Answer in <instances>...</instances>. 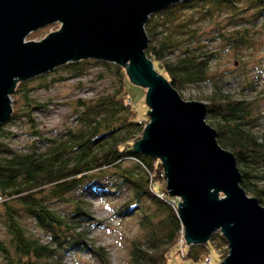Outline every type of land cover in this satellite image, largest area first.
I'll list each match as a JSON object with an SVG mask.
<instances>
[{
	"label": "trees",
	"instance_id": "16d2710c",
	"mask_svg": "<svg viewBox=\"0 0 264 264\" xmlns=\"http://www.w3.org/2000/svg\"><path fill=\"white\" fill-rule=\"evenodd\" d=\"M198 2L208 5L203 11L205 18L211 19L215 12L225 14V25L222 28L215 24L213 38L222 44L221 52L236 54L252 50L258 43L256 35L264 31V0H190L152 15L144 26L150 40L145 54L154 70L176 91L185 85L208 80L209 68L217 57L216 52H206L199 45L200 36L196 29L189 27V20H181L182 14ZM158 31L165 34L164 40L152 45L151 40ZM170 49H179L182 57L172 63L164 61V55ZM90 63L113 72L117 88L94 100L75 101L74 125L45 140L44 148L39 149L36 145L38 133L33 131L36 141L26 152L5 151V157L0 158V206L5 230V241L0 242L2 264H34L44 259L53 261L43 264H62V258L68 252L87 254L100 264H109L105 249L96 248L87 240L86 228L95 222L87 204L82 200L68 201L70 209L65 214H58L51 207L52 201L64 200L83 186L89 187L94 176H102L108 171L119 172L123 184L134 192L132 200L119 209L118 216H129L135 209L143 212L140 203L144 200L154 203L166 215L163 239L151 231L152 237L146 244L132 241L129 264H167L172 248L179 245L183 228L176 209L170 204L173 199L168 197L165 188L157 187V182L164 178L162 165L133 149L141 140L148 121L141 122L135 116L125 91L126 71L96 60L69 63L63 68L82 74L81 66ZM218 83L216 80L215 87ZM27 84V81L19 82L15 87L12 95H18L22 104L19 107L17 101L12 103L13 113L7 123L29 117L31 110H42L39 103L29 98L31 89H27ZM253 87L250 84L244 90L252 92ZM252 105L249 101L218 95L207 106V114L214 121L211 127L217 133L218 144L237 161L241 188L263 205L264 173L259 174L258 169L264 165V130L259 135L254 133L259 119L255 117ZM3 127H0V139L4 137ZM124 161H133L130 169L121 168ZM158 193L164 194L163 199L157 197ZM132 203L133 207L130 206ZM20 210L48 237L47 243L27 233ZM145 222L151 223L147 217ZM217 238L227 245L221 235L215 234L204 245L188 247L185 258L193 256L197 262L200 253L204 255L203 259L210 258L212 248L217 252L214 245Z\"/></svg>",
	"mask_w": 264,
	"mask_h": 264
},
{
	"label": "water",
	"instance_id": "95a60500",
	"mask_svg": "<svg viewBox=\"0 0 264 264\" xmlns=\"http://www.w3.org/2000/svg\"><path fill=\"white\" fill-rule=\"evenodd\" d=\"M188 1L0 0V127L11 118L19 82L83 60L125 69L131 83L146 89L149 108L133 149L160 161L187 247L219 234L229 249L220 264H264V207L241 188L234 155L206 123L207 106L183 101L145 54L149 17ZM56 23L60 30L43 41H25Z\"/></svg>",
	"mask_w": 264,
	"mask_h": 264
},
{
	"label": "rangeland",
	"instance_id": "374dc122",
	"mask_svg": "<svg viewBox=\"0 0 264 264\" xmlns=\"http://www.w3.org/2000/svg\"><path fill=\"white\" fill-rule=\"evenodd\" d=\"M206 4L199 2L192 4L182 14L181 20H189V27L196 29L197 35L200 36L199 45L206 52H216L217 57L209 68L208 80L200 84L185 85L178 93L185 102H197L206 106L218 95L252 102L255 117L259 119L254 133L259 135L264 130V31L256 35L255 39L258 43L252 50H243L236 54L221 52L222 44L213 38H215L214 31L217 26L215 24L218 23L222 28L224 27L225 14L215 12L211 19L205 18L203 11L208 6ZM59 30L60 24H52L29 34L25 41L41 42L45 37ZM164 36L165 34L158 31L153 36L151 44H160L164 40ZM181 57L182 54L179 49H170L165 53L164 61L172 63ZM81 67L83 69L82 74L79 71L74 72L72 70L71 72L62 66L50 73L27 81V89H31L29 98L39 103L42 110H31L28 113L29 117H23L21 120L3 125L4 137L0 139V158L5 157V151L26 152L36 141V137L32 136L33 131L38 133L36 145L39 149L44 148L45 140L54 138L64 129L74 125L73 105L75 101L94 100L112 93L117 88L116 76L106 67L94 63ZM216 80L219 83L215 87ZM247 83L254 85L252 92L244 90V87L248 86H245ZM125 91L137 120L149 122L146 89L134 85L127 78ZM10 100L11 104L17 101L16 106L20 107L22 104L18 95H11ZM213 122L207 115L206 123L211 127ZM132 165L133 161H124L121 168L130 169ZM258 172L259 174L264 173V165L258 169ZM92 180L94 181L89 187L83 186L71 195L65 196L64 200L52 201L51 207L58 214H65L70 209L71 203L68 201L82 200L85 205L87 204L91 218L95 221L86 228L87 240L94 247L105 249L109 264H129L130 243L138 240L146 244V241L152 237L151 231L163 239L166 233L163 222L166 217L165 212L160 211L149 200L141 201L140 206L143 212H138L139 210L135 209L129 215L130 217L118 216L119 209L132 200L134 193L131 187L123 184L119 172L108 171L102 176H94ZM157 183L159 189L165 188L166 190L165 180L161 179ZM99 193H103V195H99ZM246 194L248 197L254 198L250 193ZM173 200L177 205L178 200ZM133 205L132 203L130 206L133 207ZM261 206L264 207V204ZM1 210L2 207L0 206V242H4L5 230L2 224ZM20 213H22V224L27 233L40 239L41 242L47 243L48 237L21 210ZM146 217L151 222L150 224H146ZM184 245L180 239L179 245L172 248L167 264H208L201 253L200 260L197 262H194L193 256L185 258L188 254V247ZM214 245L217 246V252L214 248L211 249V264H220L228 255V245L224 246L219 238L215 240ZM52 261V259H44L34 264L51 263ZM61 262L62 264H100L87 254L72 252L65 254ZM0 264H2L1 259Z\"/></svg>",
	"mask_w": 264,
	"mask_h": 264
},
{
	"label": "built area",
	"instance_id": "2783aa9c",
	"mask_svg": "<svg viewBox=\"0 0 264 264\" xmlns=\"http://www.w3.org/2000/svg\"><path fill=\"white\" fill-rule=\"evenodd\" d=\"M163 177H164V178H163ZM162 178L165 180V176H164V175L162 176ZM165 183H166V180H165ZM167 195H168V194H167ZM163 196H164L163 193H158V194H157V197L160 198V199H163ZM168 197H169V196H168ZM1 202H2V199L0 198V203H1ZM177 203H178V202H177ZM170 204H171V206H172L174 209H176V206H177V205H176V203H175L174 200H172ZM184 242H185V241H184V239H183V231H182L181 243L184 245ZM185 245H186V244H185ZM185 245H184V246H185ZM205 262L208 263V264H211V258H207V259L205 260Z\"/></svg>",
	"mask_w": 264,
	"mask_h": 264
}]
</instances>
